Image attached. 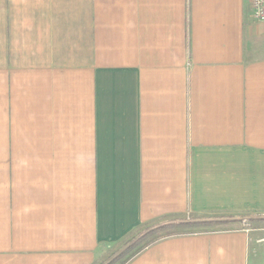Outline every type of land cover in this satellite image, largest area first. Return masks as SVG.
<instances>
[{"label":"crops","instance_id":"1","mask_svg":"<svg viewBox=\"0 0 264 264\" xmlns=\"http://www.w3.org/2000/svg\"><path fill=\"white\" fill-rule=\"evenodd\" d=\"M186 214L224 228L126 264L264 262V228L238 222L264 218L250 0H0V264H95Z\"/></svg>","mask_w":264,"mask_h":264},{"label":"rangeland","instance_id":"2","mask_svg":"<svg viewBox=\"0 0 264 264\" xmlns=\"http://www.w3.org/2000/svg\"><path fill=\"white\" fill-rule=\"evenodd\" d=\"M219 217L209 216V215H181V216H170V217H162L156 221L151 223H147L135 231H132L125 239L122 241L112 244L101 250L100 257L96 260L95 264H110L118 261V257L120 256L119 262L122 261L125 251L127 254H131L136 250H139L141 246L147 245L151 240H160L166 237H171L173 234L178 232H208V231H216L224 228L223 226L216 225L214 223L220 222ZM264 218L262 217H254L249 215H242L239 217L238 222L242 228L245 229H263L264 228ZM205 222L210 223L205 227H188V226H180L179 224L192 223V222ZM176 227H181L177 229ZM184 228V230H182ZM260 233V232H259ZM262 233V232H261ZM261 241H264L262 238ZM114 261V262H113Z\"/></svg>","mask_w":264,"mask_h":264},{"label":"trees","instance_id":"3","mask_svg":"<svg viewBox=\"0 0 264 264\" xmlns=\"http://www.w3.org/2000/svg\"><path fill=\"white\" fill-rule=\"evenodd\" d=\"M225 222H223V221H220V222H217V223H214V224H216V225H219V226H222V224H224ZM210 223H205V222H200V221H198V222H192V223H185V224H179L180 226H188V227H205V226H208ZM177 229H180L181 227H176ZM182 230H184V228H182ZM196 233H200V232H198V231H195V232H184V231H182V232H178V233H175V234H173L171 237H173V236H180V235H188V234H196ZM156 241H158L157 239H155V240H151V242H149L147 245H145V246H141V248L139 249V250H136L135 252H133V253H131V254H127V252H123L122 253V255L124 254V257H123V259H122V261L121 262H119V259H120V256L118 257V261H117V263L116 262H114V263H110V264H126L133 256H135L138 252H140L142 249H144L145 247H147V246H149V245H151V244H153V243H155Z\"/></svg>","mask_w":264,"mask_h":264},{"label":"built area","instance_id":"4","mask_svg":"<svg viewBox=\"0 0 264 264\" xmlns=\"http://www.w3.org/2000/svg\"><path fill=\"white\" fill-rule=\"evenodd\" d=\"M250 6L252 19L257 22H264V0H250Z\"/></svg>","mask_w":264,"mask_h":264}]
</instances>
